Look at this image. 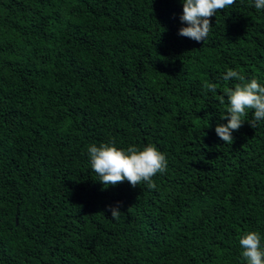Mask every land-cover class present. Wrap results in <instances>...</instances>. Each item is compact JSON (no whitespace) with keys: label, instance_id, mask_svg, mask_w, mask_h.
<instances>
[{"label":"trees","instance_id":"obj_1","mask_svg":"<svg viewBox=\"0 0 264 264\" xmlns=\"http://www.w3.org/2000/svg\"><path fill=\"white\" fill-rule=\"evenodd\" d=\"M181 15V0H0V264H246L251 231L264 247V121L215 133L229 69L264 86V9L236 0L199 43ZM113 142L165 154L154 190L98 182L87 147Z\"/></svg>","mask_w":264,"mask_h":264},{"label":"clouds","instance_id":"obj_2","mask_svg":"<svg viewBox=\"0 0 264 264\" xmlns=\"http://www.w3.org/2000/svg\"><path fill=\"white\" fill-rule=\"evenodd\" d=\"M182 15L181 27L178 35L196 42H201L209 36L212 30L210 18L217 12L234 5L236 0H181ZM257 10L264 9V0H253ZM222 79L239 81L233 88H225L224 95L219 96L220 104H227L226 125L215 127L216 135L224 144H232V133L238 131L245 122L252 128L258 122L264 121V86L256 79L245 82V77L236 70L229 69ZM216 83H205L204 89L215 93ZM226 97V99H225ZM252 112V119L246 121L245 117ZM87 154L91 170L98 176L102 185L116 186L125 181L133 188L145 184L149 190H154L156 184L153 177L167 172L168 161L164 153L160 152L153 144H148L142 149L129 146L126 150L115 147L113 143H92L87 147ZM111 219L117 220L121 216L120 204L108 206ZM242 249L241 257L246 264H264V247L261 246V237L258 232L251 231L239 238Z\"/></svg>","mask_w":264,"mask_h":264},{"label":"water","instance_id":"obj_3","mask_svg":"<svg viewBox=\"0 0 264 264\" xmlns=\"http://www.w3.org/2000/svg\"><path fill=\"white\" fill-rule=\"evenodd\" d=\"M16 222V221H15Z\"/></svg>","mask_w":264,"mask_h":264}]
</instances>
